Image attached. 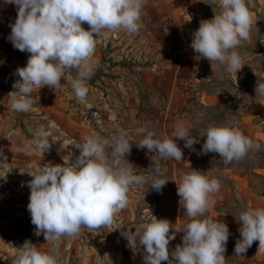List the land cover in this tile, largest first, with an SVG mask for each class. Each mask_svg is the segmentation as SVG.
<instances>
[{"label":"clouds","instance_id":"obj_1","mask_svg":"<svg viewBox=\"0 0 264 264\" xmlns=\"http://www.w3.org/2000/svg\"><path fill=\"white\" fill-rule=\"evenodd\" d=\"M18 9L15 22L10 24L8 37L13 47L28 52L26 67H19V79L13 83L16 89L8 94V106L17 113H27L34 105L32 93L48 86L54 90L62 87V79L70 70L77 75L70 79L75 98L85 101L87 82L94 74L98 61L93 59L96 37L103 30H124L136 34L142 28L141 16L146 0H3ZM204 3L210 4L207 0ZM214 17L202 19L194 31L191 48L197 58H206L213 64L225 65L228 73L242 68V56L237 51L250 39L252 15L246 0H213ZM87 23L89 30L82 25ZM244 66V65H243ZM257 97H264V82H257ZM143 138L136 143L140 149L155 152L162 160H183V151L176 140H184L186 148H193L197 138L190 136L189 129L177 125L172 138L163 139L154 131L138 128ZM201 137L206 136L201 153H218L225 164L241 161L250 151H259L261 145L254 142L238 128L209 125ZM69 145L79 149V156L65 160L63 164L44 163L27 174L33 179L30 188L28 210L35 235H44L52 242L49 252L38 250L30 241L18 248L12 264H59L55 246L62 237H75L82 228L90 231L111 226L115 217L124 210L129 192L134 186L147 183L151 189L161 191L168 180L161 169L150 181L136 174L126 159L132 144L127 133L118 130L107 137L99 134L83 137L82 142L73 140ZM49 133L43 127L33 131V139L19 151L35 155L50 150ZM106 148L110 152L106 153ZM155 164V162H154ZM22 173L25 171H21ZM177 184L179 204L188 217L183 228H173L167 219L152 215L135 233L122 235L128 247L135 251L143 248L145 264H226V244L229 227L226 223L206 216L214 203L213 196L221 187L215 177L192 170L183 174ZM241 223L240 239L236 241V256L245 254L258 241V253H264V209L248 207L235 216ZM123 228V227H120ZM170 230L172 234L170 235ZM176 232H183L182 244L170 252L169 243Z\"/></svg>","mask_w":264,"mask_h":264},{"label":"rangeland","instance_id":"obj_2","mask_svg":"<svg viewBox=\"0 0 264 264\" xmlns=\"http://www.w3.org/2000/svg\"><path fill=\"white\" fill-rule=\"evenodd\" d=\"M207 2L210 4L203 0H146L140 21L142 28L138 33L112 31V39L107 40L106 46L105 42L101 43L102 58L88 80V83L96 85L97 91L87 86L88 99L83 102L70 99L71 116L84 123L93 135L107 137L118 130L125 131L132 144L126 159L133 165L136 174L150 181L157 175L155 167L158 166L163 173L162 178L168 182L159 192L147 183L134 186L129 192L130 203L115 217L111 226L91 231L82 228L75 237H62L55 246L59 264H145L144 249H130L122 232L129 229L132 233L139 231L152 215L167 219L173 228L182 229L189 222L185 209L176 214L175 186L169 162L165 167L155 152L149 153L146 148L137 147L136 143L143 138L137 129L154 131L157 137L163 139L166 132L172 137L176 126L182 124L189 129V133L200 136L209 125L225 126L235 121L240 108L258 98L255 91L257 82H264V0H246L249 10L256 11V16H252L250 39L237 49L242 56V68L238 75L243 82L234 85L229 76L232 74L233 77L235 71L228 73L225 65L219 62L211 64L206 58H198L195 70L185 75L181 84L184 96H167L174 67L165 65L177 56L182 42L181 36L176 33L180 23L176 15L182 12L191 16V19L187 18V25L189 37H192V27L199 28L204 16L214 13L213 7L219 11L218 3L212 6L213 0ZM112 40L117 42L114 48L111 47ZM104 66L107 67L105 71ZM101 74L107 77L101 80ZM201 89L218 91L221 95L220 98L215 97L218 104H208L210 100L204 104L198 96ZM60 121L65 130L50 128V136L54 137L50 150L45 153L40 151V155L33 158L19 155L8 163V174L0 175V264H12L18 248L25 241H30L43 252L54 249L53 243L47 242L43 234L35 235V226L31 223L27 207L31 191L27 182L33 177L27 171L49 162L63 164L64 157L65 160L70 159V153L73 161L79 156L80 150L69 145L73 140H69L67 132L73 129L65 124L62 116ZM46 123V118L37 122L39 125ZM133 127L135 130H127ZM200 138L203 143L206 141V136ZM108 152L110 149L106 148ZM169 234H172L171 230ZM183 235V232L175 233V240L169 243L170 252L176 245L182 244ZM161 264L168 262L162 261Z\"/></svg>","mask_w":264,"mask_h":264},{"label":"crops","instance_id":"obj_3","mask_svg":"<svg viewBox=\"0 0 264 264\" xmlns=\"http://www.w3.org/2000/svg\"><path fill=\"white\" fill-rule=\"evenodd\" d=\"M258 1L262 2L263 0ZM250 12L252 16H256V11L251 10ZM17 14L18 9L15 5L4 4L3 0H0V175L2 176L8 174V163L12 159L19 155H25L19 149L29 144V141L33 139V131L35 129L43 127L48 131L51 143V139L54 137L50 136V128L55 129L58 127L63 131L65 130V125L60 121L61 116L65 120V124L73 129L67 132L69 140L82 142L83 137L93 135L84 123L75 120L71 116L72 111L69 108L70 99L75 98V95L70 79L76 77V69L70 70L68 77L62 79L61 88L54 90L48 86H44L41 89L35 90L32 93L34 105L29 112L17 113L8 106V94L16 90L13 88V83L19 79L16 70L19 67H26L30 56V53L26 51L21 52L14 48L8 39L11 33L10 24L15 22ZM176 17L180 21L176 28V33L181 36L182 42L177 56L172 62L165 65L166 67H174L171 77V88L169 93H167L169 97L173 95L177 97L184 96L181 84L184 82L185 75L190 74L191 70H195L198 60V54L191 48L193 33L198 27L191 28L192 37H189L190 31L187 25V18L191 16L180 12ZM213 17L214 13H211L205 15L204 19H212ZM82 26L86 30H89L87 23H84ZM111 35L112 31L105 29L100 36L95 38L96 48L93 59L96 61L99 62L102 58L101 43L105 42L106 46L107 40L112 39ZM112 41L113 45L111 47L114 48L117 42L115 40ZM153 65L156 66L157 64L153 63ZM96 67L97 65L95 69ZM106 68L104 66V71L107 70ZM106 77L104 74L100 75L101 80ZM194 79L196 81L199 80L198 78ZM229 81L236 86L243 82L238 72H235L233 77L231 74ZM87 86H91L96 90L95 84L87 82ZM198 96L202 98L204 104L210 100L208 104L211 105L218 104V101H215V97H221L218 91L206 89H201L198 92ZM237 97H241V94H237ZM180 117L177 118L180 119ZM40 118H46L47 123L43 125L37 124ZM225 126L241 130L246 136L261 145L260 150L250 151L239 162L233 161L225 164L218 153L199 154L203 146L202 139L200 136L189 133L190 136L196 137L198 142L190 149L184 146V140L178 139L176 143L183 151V160H162L160 158L159 161L165 167L167 162L170 164L169 170L176 195V206L174 208L177 211V215L181 213L183 208L179 204L180 198L177 195L176 182H179L183 174L190 172L193 168L210 178H217L221 183V187L219 192L214 194V203L206 213V216L214 220L218 219L229 227L230 235L225 252L226 262L229 261L235 264H264V253H258V241L254 242L247 252L241 254V256H236L234 252L236 241L240 239L239 228L241 227V223L237 221L235 216L238 217L240 212L246 210L248 207L264 209V97H258L253 102L241 107L236 120ZM127 130H135V128H128ZM167 133H165L166 136ZM167 137L172 138L171 136ZM40 153L38 152L31 156L32 158L34 156L37 157Z\"/></svg>","mask_w":264,"mask_h":264}]
</instances>
